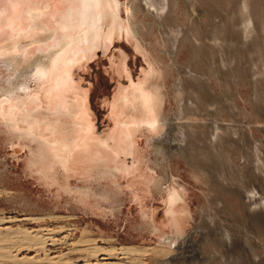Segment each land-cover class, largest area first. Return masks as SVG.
<instances>
[{"label":"rangeland","instance_id":"rangeland-1","mask_svg":"<svg viewBox=\"0 0 264 264\" xmlns=\"http://www.w3.org/2000/svg\"><path fill=\"white\" fill-rule=\"evenodd\" d=\"M198 2L204 13L194 19L181 0H171L161 17L153 9L156 25L152 17L134 8L135 0H102L100 45L74 53L59 73L39 80L24 71L46 60L43 55L57 41H45L46 37L63 32L64 20L73 5L78 15L79 3L0 0V218L6 222L0 229L11 226L29 232L49 227L58 238L69 233L71 239L51 253H18L13 248L11 255H58L74 262L90 247L125 246L141 253L119 264H264V173L257 171L264 168V85L256 94L251 52L244 49L243 40L238 44L233 37L237 30L232 22L233 0ZM35 14L41 15L46 31L31 33ZM217 25L225 27L221 36L229 50H221L224 40L211 35ZM67 30L74 37L81 33L77 26ZM181 30L194 43L212 50L213 68L219 72L209 74L192 60L188 40H181L173 51L171 42L185 35ZM256 35L264 57V18L258 19ZM259 70H264L263 64ZM181 76L189 83L203 82L208 103L188 102L190 95L178 93ZM68 77L70 87L61 95L58 83ZM9 85L17 88L14 94L8 93ZM156 90L161 101L158 120H153L149 104L142 100L150 95L156 106ZM196 95L201 93L193 91L191 98ZM183 103L195 108L180 120ZM69 106L79 108L71 119L81 130L76 139L89 146L71 145V153L50 125L68 124L71 114L65 107ZM164 118L175 119L169 122L172 127ZM177 126L188 128L202 144L210 143L215 128L222 133L220 151L232 168L235 185H223L192 144L184 155L173 150L179 144ZM203 127L212 131L204 132ZM158 143L172 149V154L159 153ZM46 146L54 152L43 151ZM57 148L60 158L71 162L66 165L70 169L51 165ZM41 153L46 157L41 159ZM23 218L35 221L20 222ZM62 227L70 231L60 234ZM227 235L234 236V244L227 243ZM83 239L92 245L82 247Z\"/></svg>","mask_w":264,"mask_h":264},{"label":"bare ground","instance_id":"bare-ground-1","mask_svg":"<svg viewBox=\"0 0 264 264\" xmlns=\"http://www.w3.org/2000/svg\"><path fill=\"white\" fill-rule=\"evenodd\" d=\"M181 1L183 2L184 6H185V9H186L188 16H190L191 18L194 19L196 16H199L201 13H204V10H203V12H201V10H199L200 4H199L198 0H181ZM76 2L79 3V5L77 4L79 6L78 15H75V13L73 12V10H74L73 7L75 6V5H73V7H72L73 9L71 8V14H69L67 16V18L64 20V23L61 26V29L63 32L59 35L57 32H50L49 35L45 39V41H49L50 39L57 40L56 42L53 41V42H55V48L51 49L50 51L47 52V54L43 55V59L46 58L45 61L44 60L41 61V59L39 58L40 59L39 61L31 64L30 67L24 71V73L26 75L30 74V76L36 77L39 80H43L44 77H46V76H47V78H49V77L51 78V77L55 76L56 73H59L60 67L62 65H65V63L67 62V59L70 56H73L75 54H79V51L82 52V50H85L89 46L98 47L100 45L99 40L101 38L100 33H101V23H102V13H103L102 0H74V3H76ZM170 2H171V0H135L134 8L136 10L137 9L140 10V12L142 11V12L148 14L150 17H152V19L155 21V24L157 25L158 24L157 19H156L157 17H155L153 15V9L155 10V12L158 13L157 16L161 17V14L163 12L166 13L169 10L170 4H171ZM233 2H234V6H233V12L234 13H233V15H235V16L233 17L232 22H233V26L237 27V30L235 31L236 33L233 37L236 41H238V44L240 43L239 41H241V43H243L242 42V40H243L244 43L242 45H245L244 49L251 52V54L249 55V60L252 63H255L254 64L255 72H257V81H255V83H253V86L255 89V93L258 94L259 91H261L263 89V85H264V70L263 71L259 70L260 66H262V64L264 65V57H263V53L261 51V46H259L261 43H259L260 42L259 40H255V39H258L257 35H256V26H257L258 19H259V17L264 18V0H233ZM31 17H32V24L30 26L31 27V30H30L31 33L37 29L46 31V28L43 26V24H41L42 22H41V18H40L41 15L40 14L31 15ZM69 26H71V27L77 26V28L80 29L81 33L77 37L70 35L71 33L68 34L66 31H68L67 29L69 28ZM85 26H87V28L83 29V27H85ZM135 29H136V27H135ZM141 29H138V30H141ZM224 32H225V27L217 25L216 30L214 29L215 35L214 34H211V35L215 40L220 39L222 41L225 39V37L221 36V34ZM181 33L185 34L186 32L183 33L181 30ZM188 35H190V34H188ZM188 35L187 34L182 35V38L180 40H174L171 42V47H172L173 51H175L174 49H176L178 47V45L181 44L182 41L188 40L191 44L190 53H191L192 60L195 63L204 65L205 71L208 72L209 74H213V73L216 74L217 71L219 72L218 69H216L217 70L216 71L213 68L214 67V61L212 58V56H213L212 50L207 49L204 46L202 47L201 45L196 44V42L194 43L193 41L195 39L193 40L191 35L190 36H188ZM58 36H59V39H58ZM171 40H173V39H171ZM223 42H222L223 45H220L221 50L226 48L225 47L226 46L225 40ZM233 43L236 44V42H233ZM228 44H229V41H228ZM230 45H232V44H230ZM47 46H49V44L45 45V47H47ZM179 47H180V45H179ZM229 49H227V50H229ZM214 51H216V50L214 49ZM71 59H72V57H71ZM223 66H224V64H223ZM69 73H70V70L67 69L66 74H69ZM188 77L191 78L192 76L189 75ZM186 78H187L186 76L185 77L181 76L177 80V83H176L177 92L182 93L185 96L190 95L189 98L186 96L187 99H189V100L184 98L188 102L190 100L192 102H194V100H195V102H196L195 104H199V105L200 104L203 105L204 102L208 103L207 100L205 99V98H207V95H206L207 90L205 88V85H202L203 82L202 83L198 82V84H197L195 82L198 80H196L197 78H194L196 81L194 83H189L190 81L187 82ZM58 85H59V88H58L59 93L61 95H63L64 93L66 94V92H68V87H70V77H68V79H64V78L60 79V82L58 83ZM9 86L11 88L8 90V93L14 94L13 92L16 91L17 88L15 90L14 89L15 86L13 88H12L13 85H9ZM26 88H27L26 86H23L21 89L25 90ZM193 91L200 92L201 93V95H199L200 98L197 95H196L195 99L191 98ZM157 92H158V90L154 91V93L158 97L159 93H157ZM256 96L258 97V95H256ZM140 97L143 98L142 96H140ZM257 97H256V100H257ZM262 98H263V96H262ZM143 99L144 100H142V99L141 100L144 102V104L145 103L149 104V107H148L149 110L148 111L150 112L152 119L158 120V113L157 112H158V107H160V101H161L160 98L157 101L156 106L154 104V100H153L152 96L146 95V97H144ZM184 99H183V101H184ZM211 99L213 101H215V99H213V98H211ZM188 102H185V103H188ZM185 103L181 104L179 107L180 109H179V115L178 116H179L180 120L183 119V117L185 116V113L187 111H189V110L191 111V108H193V110H194V108H195L194 107L195 105H193V107H190V105H188L189 103L187 105H185ZM215 103H218V102L215 101ZM221 103H223V102H221ZM221 103L219 101L218 104H221ZM72 104H74V103H72ZM259 104H261V101ZM199 105H198V107H199ZM65 108L71 114V115H68L70 121L68 122V124H66V123L61 124V123H59L60 121H56L53 124H50L53 126V129H52L53 132L58 134V138L60 141H62L67 153H71V145L78 146L79 144L85 143V146L88 149L89 146L87 145L86 140H82V142H81V140H77L78 139L77 133H79L81 130H80V128H78V126L75 125V121H71V119L74 120L73 118L76 117L75 112L79 108L73 107V106H69V107H65ZM187 114H189V113H187ZM62 115L65 116L64 113ZM66 117H64V118H66ZM185 117H187V116H185ZM149 119H150V117H149ZM164 120H165L164 122H166V125H169V122H172V123L175 122V119L164 118ZM71 125H72L73 129H71V128L67 129L66 126L71 127ZM168 127H172V125L170 124ZM187 129L188 128H186L185 126H177L175 128V131H177L179 134V138H177L179 144L175 145L173 150H175V152L178 154L184 155L188 152L187 149L191 147L190 144H192L194 149H195V153L198 155V157L203 158L202 163L205 164L207 167H209L213 171L215 177H217V179L220 180L223 185L225 183L226 185L231 187L234 184V182L232 184V181H231V179H233L232 178L233 177L232 176L233 175L232 168L228 164L226 158L222 155V153L220 151L221 150L220 146L223 145V140H225V138H222V133H220L219 130L215 128L216 131L214 132V137L210 141V143L209 144H207V143L202 144L201 139L198 137H193L191 135V133L188 132ZM208 129L209 128H207V127H203L204 132H206L205 130H208ZM210 130L212 131V128H210L209 131ZM46 131H48V130H46ZM72 134H76V135L71 138ZM121 146L123 148V145H121ZM155 147L159 153H162V155L164 154L165 156L166 155L168 156V155L172 154V153H170V151L172 149H170L168 146H167L168 148H166V146L164 147L162 145H159V143H158V144H155ZM52 149L53 148H51L50 146L49 147L46 146V147H44L43 151L48 150V151L54 152V150H52ZM103 149H104V151H106L105 148H103ZM55 150H56L55 151L56 153L51 155L54 158V161H53V163H51V165L53 166L55 164H60L64 167L66 165L69 166L71 164L69 159H67V160L65 158L61 159L60 156L57 154V153H59L60 149L57 148ZM41 154L42 155H40L39 157L41 159H43L46 157L45 154H47V153L45 152V154L44 153H41ZM198 157H197V159H199ZM44 167L45 166L43 165V168ZM259 167L260 168H258L257 171L261 174L264 173V168L262 166H259ZM45 168H52V167L46 166ZM67 168H69V167H67ZM171 196H173V195H171ZM178 196H179V194H178ZM172 199L175 200V197H172ZM176 200H179V199H176ZM260 211H261V209H260ZM253 213H255V211H253ZM259 215L260 214H257V216H255V217L257 218V217H259ZM51 218L57 219L56 217H52V216H51ZM34 219L23 218L22 220H20V222L21 221H35ZM36 219H38V218H36ZM260 219H262V218H260ZM4 221H5V219L0 218V225L6 224V222H4ZM174 221H176L174 225H176L175 229L179 235L181 233L180 226H178V221L176 219ZM65 229H66L65 227H62V228H60V230L58 232L60 234H63V233L65 234V233H67V231L68 232L70 231L68 229L67 230H65ZM1 230L2 231L6 230V232H0V260H1L0 264H119L118 262L120 260L127 259V258L129 259L130 257H135L136 255L141 253L137 249L125 247V246L119 247V248H115V247L114 248H101V247H95L94 246V248L90 247V248H92L91 250H88L90 248H87V251L84 250V252L82 253V255H80L79 258L74 259V260H76L74 262L64 260L61 257H59L58 255L53 257V258H50V256H48V255H46L42 258H38V257H31V258L21 257V258H19L20 256L10 254V252H11V250H13V248H16V251L18 253L20 250H23V251L26 250L29 252L43 251V252L48 253L52 249H55L56 246H59L60 244L68 245L69 241L71 240L70 234L67 233L62 238H58L56 235H53L54 230L50 229L49 227H41L35 231H29V232L27 230L25 231L22 229H13L11 226L6 227L4 229H0V231ZM71 238H72V235H71ZM226 239H227V243H229V244L235 243V238H234V236L232 237V235H227ZM174 241H176V239H171V243H173ZM89 243L91 244L92 242L85 241V239H83L80 242V245H82V247H85V246L89 245ZM71 245L74 246V243H71ZM246 248H248V247H246ZM74 251L77 252V249L76 250L74 249ZM79 252H81V250ZM120 264H122V263H120Z\"/></svg>","mask_w":264,"mask_h":264}]
</instances>
